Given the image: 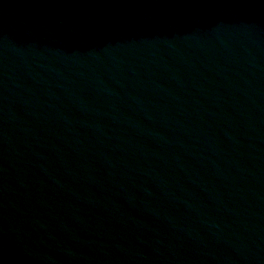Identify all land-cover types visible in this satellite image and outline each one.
Listing matches in <instances>:
<instances>
[{
    "label": "water",
    "instance_id": "95a60500",
    "mask_svg": "<svg viewBox=\"0 0 264 264\" xmlns=\"http://www.w3.org/2000/svg\"><path fill=\"white\" fill-rule=\"evenodd\" d=\"M0 264H264V0H0Z\"/></svg>",
    "mask_w": 264,
    "mask_h": 264
}]
</instances>
